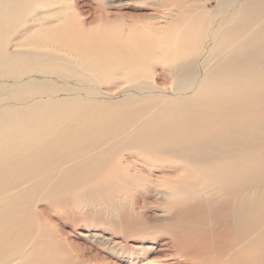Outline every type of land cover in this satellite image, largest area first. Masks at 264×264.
<instances>
[{
    "label": "rangeland",
    "instance_id": "rangeland-1",
    "mask_svg": "<svg viewBox=\"0 0 264 264\" xmlns=\"http://www.w3.org/2000/svg\"><path fill=\"white\" fill-rule=\"evenodd\" d=\"M0 13V264H195L173 230L233 233L230 209L203 200L264 165L204 172L140 138L171 114L211 123L236 106L264 130V0H0Z\"/></svg>",
    "mask_w": 264,
    "mask_h": 264
},
{
    "label": "bare ground",
    "instance_id": "bare-ground-1",
    "mask_svg": "<svg viewBox=\"0 0 264 264\" xmlns=\"http://www.w3.org/2000/svg\"><path fill=\"white\" fill-rule=\"evenodd\" d=\"M6 13L8 12L5 11V14ZM1 16L2 13H0V18ZM262 30H264V28L256 30L254 37ZM262 33H264V31ZM255 38H257V36ZM243 39V36H239L238 44L236 46L234 44L231 46V49L235 51L232 53L237 55V63L241 57L239 51L245 47V43L242 42ZM228 46L229 45L224 48L221 47L220 51L222 53L227 52ZM228 66H230L228 72L231 73L232 77V71L235 69L234 65L232 66L227 62V67ZM180 70L181 74L178 75L180 80L178 81L182 83L181 87L184 88L186 86L183 80L185 76L188 75L186 72L189 71V74H193L195 66L185 67L184 69L180 68ZM41 73L45 74L44 72ZM41 73L40 75L44 76ZM221 74L222 72L218 74L219 76L217 79L213 80L211 78V82L207 88L210 90L207 91L212 92L213 89H217V86L215 87V82L225 79L224 76H220ZM40 75L38 77H40ZM240 77V73L235 74L234 77L238 88L243 85L242 82L240 83L239 81ZM19 78L17 79L20 80ZM29 80L30 83H33V86L29 85L33 87L32 91L38 88L40 89L39 93H46L44 92L45 90L52 89V83L50 82L47 84L46 82H39L37 84L36 81L33 82L32 76ZM25 82L27 83V81ZM200 83L201 82H198V84ZM22 86H27V84ZM225 86L227 90V83L223 84L222 89L225 88ZM228 90L231 91L230 84ZM186 93L181 94L182 98L188 96ZM20 96L23 97L24 94L21 93L18 97ZM239 108L238 106L234 109L230 108V111L228 110L229 112L224 113L225 115L220 116L219 119H217V117L213 118L211 123H203L198 117H188L185 120H178L176 116L179 114H171L170 119L159 124L160 126L164 125L163 128H161L158 123H154L152 127H148L150 131H146V135L140 138V140L146 141V144L156 146L158 150L169 148L175 153V156L181 158L184 163L191 167H197L200 171L204 172L210 170L219 172L218 168L224 164L229 166L241 165L242 167V165H245L242 163L251 162L252 165L256 166L264 165V130L260 128V124L257 122L256 117L258 116L253 114L246 118L245 113H242ZM262 127H264V125H262ZM225 172H227L226 168ZM205 175L206 174H204V176ZM155 182H157V180L150 179V177L146 178V187H151ZM233 188L235 190L240 188L239 190L242 189V191L238 194L228 195L222 202L217 204L214 203V201L210 202L212 198L209 196H205L207 200H203L207 205H216L217 209L222 210L223 206L230 209L231 222L234 228L233 233L227 229L225 231L218 227H213V224H211L212 227H210L206 220H202L201 227L197 224L193 226L194 228L198 226V228L193 234L189 235L191 241L189 237L186 242H182L181 239H179L181 235L184 236V233H190L186 231L187 229L184 230L179 228L178 230H173L172 235L176 240L178 238V241L182 244H178L181 254L187 256L196 253L194 257H191L196 262L195 264H264V175L251 185L242 187L238 185ZM171 196L177 198L176 195ZM190 200L191 195H188L180 201L173 202L174 205L172 206L181 208ZM172 210H174V208Z\"/></svg>",
    "mask_w": 264,
    "mask_h": 264
}]
</instances>
